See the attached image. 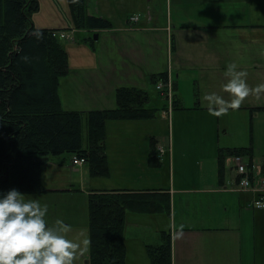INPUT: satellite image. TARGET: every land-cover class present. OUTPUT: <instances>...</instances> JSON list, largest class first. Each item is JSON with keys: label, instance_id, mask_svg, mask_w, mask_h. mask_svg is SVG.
Returning a JSON list of instances; mask_svg holds the SVG:
<instances>
[{"label": "crops", "instance_id": "crops-1", "mask_svg": "<svg viewBox=\"0 0 264 264\" xmlns=\"http://www.w3.org/2000/svg\"><path fill=\"white\" fill-rule=\"evenodd\" d=\"M261 12L264 13V0H87V13L109 20L111 27L87 31L71 24L69 30L74 35L68 41L78 50L73 55L66 50L69 73L60 79L58 90L63 109L113 110L117 106L116 91L121 87L145 90L149 103L158 106L156 100L165 101V96L157 90V83L170 74L175 83L173 117L180 119L184 111L190 110L192 116L204 119L199 127L179 136L176 177L173 136L170 139L168 135V141L158 140L153 130L146 128L148 120L106 122V155L103 154L109 175L102 178L99 186L85 191L87 201L94 191L113 190H168L171 198L169 214L127 213L123 234L126 264H151L147 246L160 244L162 232L171 233L172 264H264V210L251 206L256 197L253 190L234 189L238 173L232 158L237 155L226 159L231 165L225 166V176L220 178L219 150L239 146L224 141L230 134L225 132L227 128L220 133L223 125L220 121L215 124L214 115H222L223 121L224 115L264 110V88H256L264 84V20L258 17ZM135 15L138 19L133 20ZM232 61L247 70L251 88L236 107L230 106L233 94L223 88L229 79L225 69ZM209 92L229 102L226 110L209 103L205 98ZM166 112L164 105L154 118H168ZM167 151L173 169L171 178L162 175ZM256 151L251 161L245 156L242 160L264 169V158L257 160ZM63 165L50 159L46 165L49 170L44 173L53 170L59 180ZM80 166L72 165L74 169L83 167ZM45 188L49 192L62 190ZM52 195L27 197L46 202ZM85 196L80 201L84 205ZM57 218V211L49 206V223ZM86 264H90L89 260Z\"/></svg>", "mask_w": 264, "mask_h": 264}, {"label": "trees", "instance_id": "trees-1", "mask_svg": "<svg viewBox=\"0 0 264 264\" xmlns=\"http://www.w3.org/2000/svg\"><path fill=\"white\" fill-rule=\"evenodd\" d=\"M68 2L74 28L102 31L111 27L109 20L87 13V0ZM38 11L40 0H0V191L15 187L25 195L49 192L42 176L51 156L84 158L94 175L107 177L106 122L151 120L156 113L148 107V93L135 87L117 89L113 110L63 109L58 90L60 79L69 73V56L62 40L54 36L57 29L32 24ZM252 153L250 147L220 149V178L225 176L228 157L245 156L251 161ZM170 200L168 190L92 192L88 196L89 263L126 264L127 213L169 214ZM147 253L151 264H172L171 233L162 232L161 243L148 245Z\"/></svg>", "mask_w": 264, "mask_h": 264}, {"label": "rangeland", "instance_id": "rangeland-1", "mask_svg": "<svg viewBox=\"0 0 264 264\" xmlns=\"http://www.w3.org/2000/svg\"><path fill=\"white\" fill-rule=\"evenodd\" d=\"M89 7L93 10L94 6L89 4ZM258 17L261 20H264V13L261 12ZM72 23L73 22L71 17V10L68 0H41L40 12L38 11L32 17V24L36 28L62 27L63 30L71 32L69 28L73 26H71ZM262 25H264V23H262ZM60 40L64 41V39ZM63 44L65 45L66 50H68L71 55L75 54L78 50L77 47L74 46L71 41L66 40L63 42ZM171 88H175V83L171 86ZM150 93L152 95H155L154 90H150ZM156 102L158 106H154V104H152L151 102L149 103V107L152 109L155 108L156 113H160L164 105H167L168 109L169 103L167 102L166 98L165 101L157 99ZM174 109L175 106L173 104L171 110H168V118L159 115L158 119L154 118L152 120H148L146 123V128L153 130V133L156 138L158 140L162 139L163 142L168 141V135L170 136V139H172L173 136V144L175 148V158L173 165L174 175L176 177L178 175L177 141L179 139V136L185 134L184 131H193L194 128L199 127V124H201L204 119L202 117L192 116L190 110L184 111L180 119H175L173 117ZM214 115L216 117L215 124H218V122L220 121V123L223 125L220 130V133L222 134V130H224V128H227L225 132H229L230 134L229 136L223 138L224 141H231L234 145H237L239 147H250L252 148L253 153L254 150H257L255 153V158L257 160H261L264 158V110L258 113H254L253 109H248L247 112L243 114H230L229 117L224 115L223 121L222 115L218 116L217 113H215ZM86 131L87 125L84 120V146H87ZM155 131H160L165 136L162 137L161 135H159V133ZM184 138L188 139L189 136H186ZM182 145L185 148V142ZM166 150H168V148H166ZM103 153L105 154V147L103 148ZM50 158L51 161H55L58 163L64 162V165L61 167L62 176L58 180L56 178V174L53 173V170L49 171L46 175L44 171L47 172L49 170L48 166H46L43 171L44 176H42L43 185L49 188L58 187L62 190H54L48 192L49 194L52 193L53 195L51 197H48L46 203L52 209L57 211V215L59 218L64 219L67 223L71 225V228L66 233V235L70 239L77 240L80 243V248L77 250V254L73 259V264H86L90 258V219L88 201L87 197L85 196V191H88L92 187L99 186L101 184L103 176L94 175L92 173L90 165L87 162L86 164L84 163L80 166H83L82 168L74 169L72 167L73 164H71L72 159L67 154L60 156H51ZM162 163L165 166L162 169L163 177L171 178L173 176V169L171 171V161L168 151L165 160L162 161ZM230 165L231 163H229V159L226 160L225 166L229 168ZM180 172L181 169L179 168V173ZM204 173V175L206 176L207 170H204ZM91 177L97 179H91ZM82 191H84V193H82ZM64 195L75 197H73V199H67ZM83 196L86 197L85 205L80 202ZM68 201L72 203H67Z\"/></svg>", "mask_w": 264, "mask_h": 264}, {"label": "clouds", "instance_id": "clouds-1", "mask_svg": "<svg viewBox=\"0 0 264 264\" xmlns=\"http://www.w3.org/2000/svg\"><path fill=\"white\" fill-rule=\"evenodd\" d=\"M224 74L229 79L223 88L233 94L230 106L236 107L251 91L247 70L232 61ZM256 88H264V84ZM205 98L221 110L229 106L216 92L206 93ZM48 212L46 202L28 198L15 187L0 191V264H73L80 243L66 235L71 225L64 219L49 223Z\"/></svg>", "mask_w": 264, "mask_h": 264}, {"label": "built area", "instance_id": "built-area-1", "mask_svg": "<svg viewBox=\"0 0 264 264\" xmlns=\"http://www.w3.org/2000/svg\"><path fill=\"white\" fill-rule=\"evenodd\" d=\"M133 20L138 19L135 15L132 17ZM54 36L69 40L73 36V32L67 31H59L54 32ZM174 85L173 81L168 74V77L164 80H160L157 83V90L161 92L165 98H167L169 106L168 110H171V107L174 104L173 101V91L171 86ZM163 152L164 150L161 149ZM233 162L236 165V170L238 173V177L234 181V189L239 190H253L256 193V197L252 201V206L256 209L263 210L264 209V169L257 164H245L240 156H234ZM72 163L75 166L83 165L85 163L84 158H79L74 156L72 159Z\"/></svg>", "mask_w": 264, "mask_h": 264}, {"label": "water", "instance_id": "water-1", "mask_svg": "<svg viewBox=\"0 0 264 264\" xmlns=\"http://www.w3.org/2000/svg\"><path fill=\"white\" fill-rule=\"evenodd\" d=\"M97 38V36H95V39Z\"/></svg>", "mask_w": 264, "mask_h": 264}]
</instances>
